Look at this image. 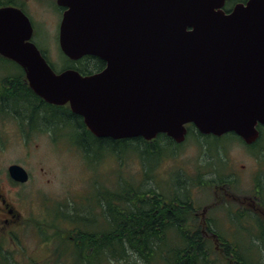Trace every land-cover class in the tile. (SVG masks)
I'll list each match as a JSON object with an SVG mask.
<instances>
[{
  "label": "water",
  "instance_id": "water-1",
  "mask_svg": "<svg viewBox=\"0 0 264 264\" xmlns=\"http://www.w3.org/2000/svg\"><path fill=\"white\" fill-rule=\"evenodd\" d=\"M228 0H56L59 47L69 60H103L100 72L56 73L32 42L33 25L0 8V56L19 65L46 103L69 105L98 139L164 134L181 144L192 124L205 136L248 144L264 125V0L223 11ZM25 184L29 173L8 168Z\"/></svg>",
  "mask_w": 264,
  "mask_h": 264
},
{
  "label": "rangeland",
  "instance_id": "rangeland-1",
  "mask_svg": "<svg viewBox=\"0 0 264 264\" xmlns=\"http://www.w3.org/2000/svg\"><path fill=\"white\" fill-rule=\"evenodd\" d=\"M26 2L25 10L36 32L32 42L47 55L56 72L60 73L68 69L69 61L59 47L61 11L56 1L27 0ZM19 73L20 70L15 65L0 58V82L5 77H14ZM14 109L21 114L29 113L23 102L18 103ZM20 121L18 116L17 119L0 116V192L20 210L26 208L31 211V214L25 213L24 216H31L34 220L57 219L71 215L75 210L81 215H88L87 212L90 211L98 216L101 212L97 208H90L92 204L89 198L92 194L95 196V192L101 191V188L115 190L127 185L141 190L156 189L168 197L172 196L175 186L186 185L195 202V208L200 210L205 206H211L217 209L215 216L221 220L223 216H231V214L213 201L214 190L205 182L214 178L216 181H221L223 176L229 178L234 173V166L239 164L246 165L245 173L253 176L254 168L259 164L254 152H258L256 155L260 156L262 163L260 173L264 174V144L258 145L251 152L230 136L220 141L210 136L206 138L209 144L203 146L195 139L193 135L195 132L192 131L176 150V154L161 158L151 169V166L146 165V162L135 154H126L125 157L117 158L106 152H100L96 146L86 144L83 145L84 148L78 149L71 140L73 134L71 127H63L55 133L40 130L24 131ZM206 139L200 140L205 142ZM88 155H91L90 159L86 158ZM218 155L223 156L230 163L227 170L221 168L219 164L217 168L208 167V162L213 163L212 156L220 163L217 160ZM156 161L155 157L151 159L152 164ZM13 164L22 166L30 175L29 181L16 189L12 187L15 183L8 174V168ZM248 181L250 180L246 178L240 179L243 185H247ZM16 191L19 193L21 203L15 200L18 195ZM247 196L249 197L248 194ZM48 223L56 222L48 221ZM56 224L59 226L58 223ZM228 228L232 227L226 226L224 231L226 237L231 236L229 239L231 240L237 230L235 227ZM250 230L256 231L254 227ZM238 235L244 241V250L246 246H251V240L254 238L241 231ZM253 241L258 247L253 253L258 257L257 259L264 262V238L260 237ZM171 245L172 242H169L168 246ZM112 264L122 263L118 260L112 261Z\"/></svg>",
  "mask_w": 264,
  "mask_h": 264
},
{
  "label": "trees",
  "instance_id": "trees-1",
  "mask_svg": "<svg viewBox=\"0 0 264 264\" xmlns=\"http://www.w3.org/2000/svg\"><path fill=\"white\" fill-rule=\"evenodd\" d=\"M22 5L17 0H0V7ZM43 55L49 62L47 55L44 53ZM0 58L11 62L20 70L16 76L5 77L0 82V116L16 119L18 116L24 131L40 130L55 133L63 127H71L73 129L71 140L78 149L84 148L83 145L86 144L96 146L100 152L117 158L135 154L144 160L146 165L151 166V169L161 158L176 154V150L182 145L176 144L164 134L149 142L142 138L120 141L98 139L88 130L83 118L71 112L69 105L54 106L46 103L31 90L24 71L17 64L1 56ZM67 60L69 61L67 68L75 69L82 75L100 72L106 65L103 60L95 57H85L77 62L68 58ZM49 64L54 69L50 62ZM20 102L25 104L29 112L27 115L14 109ZM187 128L191 135L194 126L189 125ZM193 135L200 145L209 144L207 137L200 133ZM201 138L206 139L205 142H202ZM90 156L86 158L90 159ZM154 157L157 161L152 164L151 159ZM145 175H148L147 171ZM209 181L211 179L205 183ZM173 189L172 196L168 197L156 189L141 190L128 185L115 190L101 188V191L98 190L95 196L92 194L89 198L92 204L90 208H97L101 214L96 216L89 211L88 215H79L80 218L89 217L95 222L94 229L81 232L89 238L82 240L83 249L92 248L94 244L91 240L93 235H96V244L105 240L104 242L114 251L135 250L150 264H264L263 260L257 259L253 253L255 248L258 250L253 240L264 238V225L259 223L257 229L254 227L255 232L250 230L253 226H247L251 227L250 229L237 223L227 226L235 227L237 230L234 232L235 237L229 240L231 236L226 237L224 222L213 220L206 224L201 222V218L196 215L200 210L195 208L188 186L179 185ZM64 216L76 217L77 214ZM241 217L245 218L244 215ZM240 231L255 237L251 240V246H246L245 250L244 241L238 235ZM209 233L217 236L215 242L205 237V234ZM169 242L174 246H168ZM217 249L223 253L219 255ZM118 260L113 258V261ZM126 260L128 264H135L129 255Z\"/></svg>",
  "mask_w": 264,
  "mask_h": 264
},
{
  "label": "flooded vegetation",
  "instance_id": "flooded-vegetation-1",
  "mask_svg": "<svg viewBox=\"0 0 264 264\" xmlns=\"http://www.w3.org/2000/svg\"><path fill=\"white\" fill-rule=\"evenodd\" d=\"M17 1L23 5L14 7L20 8L27 15L25 10L27 0ZM251 1L228 0L223 7V11L226 14H230L237 6H247ZM57 7L61 11L62 19L64 9L58 5ZM35 33L34 28V35ZM256 130L258 138L251 144L245 142L236 133L228 134L215 140L220 141V139L230 136L239 141L245 149L253 152V149L258 147V145L264 144V125L258 124ZM193 132L195 134L199 133L196 128H193ZM189 134L188 130V136ZM217 147L219 148V145ZM256 153L258 152L253 154L257 157L256 161L259 164L255 166L253 176L245 173L247 172L246 165L239 164L234 166V173L229 178L223 176L221 181H216L214 178L206 183L214 190L213 201L222 209L230 212L231 216L225 215L219 220V217L215 216L217 209L205 206L200 212L196 213L203 224L213 220L224 221L226 223L225 226H232L237 223L243 227L252 225L257 229L259 223L264 225V174L260 173L262 163H260V156H257ZM212 158L213 163L208 162V167L217 168V164H219L221 168L227 170L230 165L227 159L221 155L217 156V160L220 163L216 162L214 156ZM243 178L250 180L247 185H243L240 182V179ZM14 183L12 187L15 189L21 185L15 181ZM209 186L207 187L210 188ZM16 194L18 195H16L15 200L21 203V198L17 191ZM7 199L8 197L0 192V264H112L113 258L119 259L122 264H128L126 260L128 255L135 264H150L148 260H144L135 250L114 251L109 244L104 242L105 240L96 244V235H93L91 240L94 244L92 248L89 250L83 249L82 240H89V238L81 232L94 229L95 222L89 217L80 218L79 215L81 214H78V210L71 214H77L76 217L62 216L57 219H46V221L41 219L34 220L31 216H24L25 213L31 214V211L26 208L20 210L17 205ZM241 215H244L245 218L243 219ZM242 219L243 221H239ZM48 221L56 222L60 227L56 223L50 224ZM108 221L111 222L112 220L108 219ZM100 237H103V235H100ZM205 237L214 242L217 240V236L214 234H205ZM250 238L255 237L250 236ZM96 246L98 247L96 248ZM217 252L219 255L223 253L219 249H217ZM133 258L136 260L133 261Z\"/></svg>",
  "mask_w": 264,
  "mask_h": 264
}]
</instances>
